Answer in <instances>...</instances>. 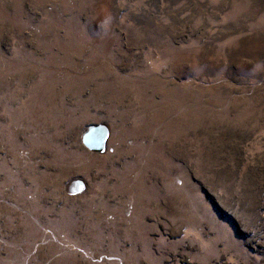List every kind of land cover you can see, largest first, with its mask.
Here are the masks:
<instances>
[{
    "label": "rangeland",
    "instance_id": "rangeland-1",
    "mask_svg": "<svg viewBox=\"0 0 264 264\" xmlns=\"http://www.w3.org/2000/svg\"><path fill=\"white\" fill-rule=\"evenodd\" d=\"M0 264H264V0H0Z\"/></svg>",
    "mask_w": 264,
    "mask_h": 264
},
{
    "label": "water",
    "instance_id": "water-1",
    "mask_svg": "<svg viewBox=\"0 0 264 264\" xmlns=\"http://www.w3.org/2000/svg\"><path fill=\"white\" fill-rule=\"evenodd\" d=\"M108 138V129L103 124L90 125L84 131L81 142L83 146L94 153H101L104 150ZM83 184L77 182L76 192L82 190Z\"/></svg>",
    "mask_w": 264,
    "mask_h": 264
}]
</instances>
